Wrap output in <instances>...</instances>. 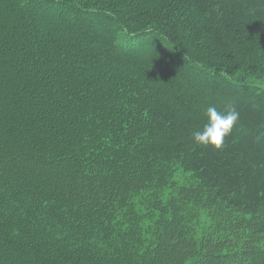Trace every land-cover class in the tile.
<instances>
[{
  "label": "trees",
  "instance_id": "16d2710c",
  "mask_svg": "<svg viewBox=\"0 0 264 264\" xmlns=\"http://www.w3.org/2000/svg\"><path fill=\"white\" fill-rule=\"evenodd\" d=\"M130 1L0 7V83L18 79L17 91L22 79L20 99L27 84L60 106L59 125L81 127L74 150L56 125L34 162L69 170L84 192L60 200L34 179H3L0 264H264V0ZM157 38L175 51L157 54ZM78 62L114 72L109 109L84 99ZM48 71L72 76L58 97ZM209 106L239 112L220 149L192 138Z\"/></svg>",
  "mask_w": 264,
  "mask_h": 264
},
{
  "label": "rangeland",
  "instance_id": "374dc122",
  "mask_svg": "<svg viewBox=\"0 0 264 264\" xmlns=\"http://www.w3.org/2000/svg\"><path fill=\"white\" fill-rule=\"evenodd\" d=\"M151 1L152 4L159 3V0ZM30 2V4H37L38 0H30ZM146 2L145 0L130 1L131 4H135L132 6L138 9L144 6V4L147 5ZM7 5V0H0V7L5 15L11 12V9H9ZM11 17H13L12 14L9 16V19ZM49 17L50 21L54 22L51 19L55 20L56 17ZM58 18H62L63 22L66 20L63 15H60V17ZM36 43L37 42L35 41V44ZM121 43L123 42L121 41ZM157 44L161 46L157 49V54L175 51L172 49V47L166 45L167 43L164 41V39L157 38L154 41V45L157 46ZM38 65H40V62H36L35 65V67L39 69ZM56 65H58V62L54 61L53 66ZM70 72H72L73 78H76V83H78L81 90L84 91V99L90 101L92 108L96 107L97 104H103L107 109H109L110 106L116 103L114 100L109 99L108 94L109 90L113 89L114 86H118L120 84L119 81L114 80V72L104 75V72L98 73L92 69L82 68V63L80 64L79 62L70 65ZM48 75H50L54 84L52 85V89L46 93L51 94L53 90H55V94L57 95V97L58 94H60V86H62L63 84H67L68 82L66 81L68 79V81H70L72 78L69 73H63L62 75L59 74L58 81H55V79L53 78L54 74L51 73V71H48L47 76ZM99 75L102 76L98 78ZM87 78H92L93 81L90 83L89 79ZM108 78H111V80ZM37 79H40L38 75ZM20 80L21 82L17 87V91L15 90V86L19 81L18 79H3L2 83H0V191L3 190V186L1 183L3 179L11 180L13 183L17 184L19 188L22 189L23 187H25L27 180H29L30 178L31 181L32 179H34L40 188L44 187V189H52V193H54L60 200H64L67 191L72 193L75 192L79 195V197L84 198V192L81 191L80 193L78 187L80 180L79 177L75 179L72 176L71 172L66 169H60V171L51 169L52 172H50V169L48 170L47 168H45L44 170H39V168H37L35 164L36 162H34V150H41L44 147L46 148V150H48L50 147L53 148L55 146V143H57V141L54 140L57 132L55 127L56 125H58V127L63 126V128L65 126H69L68 130L63 133L64 139L62 140V137L59 136V140L64 142L70 149L76 150V134L81 129V127L79 126V122H74L70 118L69 120L63 121V123H60L61 125H59L57 123L58 121L56 113L57 111H60V106L59 108L57 107V110L54 108L47 109V105L45 106V102L41 100L40 96L36 93L35 90L28 88L27 84L25 89L26 94L22 99H20L19 95L22 91L23 85L22 79ZM261 87L263 86L261 85ZM87 89L89 91H87ZM87 92H89L88 95H86ZM92 100H94V102H92ZM95 110L98 111V107L95 108ZM45 111H55V114L52 115L49 112L45 113ZM44 126H47L46 129H42ZM21 159L32 160V165H22ZM19 161L20 163H18ZM64 165L66 164L64 163ZM262 218L264 217H261L260 219ZM252 227L256 232V228L253 224Z\"/></svg>",
  "mask_w": 264,
  "mask_h": 264
},
{
  "label": "clouds",
  "instance_id": "9594fccd",
  "mask_svg": "<svg viewBox=\"0 0 264 264\" xmlns=\"http://www.w3.org/2000/svg\"><path fill=\"white\" fill-rule=\"evenodd\" d=\"M206 123L202 130L192 133L193 141L198 145L211 146L220 149L225 138L229 136L239 119V112L234 108L225 111L209 106L205 112Z\"/></svg>",
  "mask_w": 264,
  "mask_h": 264
}]
</instances>
